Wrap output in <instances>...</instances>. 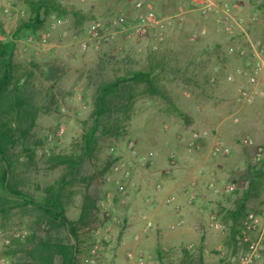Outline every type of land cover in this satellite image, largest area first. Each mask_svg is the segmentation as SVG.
Returning <instances> with one entry per match:
<instances>
[{"label":"rangeland","instance_id":"1","mask_svg":"<svg viewBox=\"0 0 264 264\" xmlns=\"http://www.w3.org/2000/svg\"><path fill=\"white\" fill-rule=\"evenodd\" d=\"M4 1L9 13L0 11V40L15 42L11 87L18 82L36 113L33 129L11 150L14 180L19 190L35 199L62 186L65 216L72 222L78 220L85 196L94 202L88 223L79 228L76 264H91L95 245L102 248L96 264H137L139 255L145 264H221L219 256L232 258L243 218L231 217L230 208L244 192L251 204H262L264 199V105H260L264 95L242 104L239 81H225V75L240 64L227 48L232 43L244 46L246 38L226 34L216 14L201 17L188 0H50L48 13L42 10L40 28L14 37L17 27L31 18V5L28 0ZM235 1L249 37L264 38V0ZM136 2L171 23L164 42H156L154 36L133 41L123 34L99 48L88 42L86 31L92 23L109 25L121 14L135 17ZM200 29L206 34L190 42L189 35ZM135 71H152L158 93L146 84H129L111 95L99 119L96 142L84 154L82 136L95 123L100 89ZM212 77L215 83L210 82ZM262 79L259 88L264 91ZM61 127L64 133L58 135ZM194 132L201 135V149L190 154L187 144ZM216 143L229 147L230 154L213 155ZM27 147L34 150L31 157ZM257 153L260 162L253 164ZM82 155L75 169L50 159L77 160ZM116 163H124L125 169L112 172ZM230 182L237 184L230 194L215 193L211 186ZM154 192L160 195L154 204L172 216L177 210H199L201 218L182 216L180 226L173 217L158 223L144 208L136 210L137 216L145 213L151 227L140 217L132 230L122 219L127 208L145 204L143 198H152ZM193 192V202L188 203ZM203 196L209 202L201 208ZM167 198L173 202L167 203ZM212 216L222 229L207 226ZM169 224L176 226L171 229ZM0 230L4 235L0 264H30L26 251L32 236L34 244L46 237L67 241L65 229L49 231L38 224L31 207L0 214ZM16 231L26 232V237L13 239ZM202 254L219 261L203 263ZM55 263H60L59 257Z\"/></svg>","mask_w":264,"mask_h":264},{"label":"trees","instance_id":"2","mask_svg":"<svg viewBox=\"0 0 264 264\" xmlns=\"http://www.w3.org/2000/svg\"><path fill=\"white\" fill-rule=\"evenodd\" d=\"M50 0H37L28 2L31 5V18L22 23L14 32L17 37L23 31L35 33L43 24L42 10L48 13L47 7ZM14 38L0 40V214H7L8 211L19 208L31 207L37 213L38 224H44L49 231L65 229L67 241L46 237L34 244V236L29 238L31 247L27 249L30 264H56L57 257L59 264H76L78 251L79 228L88 223L91 210L94 209V202L89 197L84 198L80 209V215L76 222L68 220L65 216L63 201V187L47 190L42 199H35L18 189L14 180V159L11 150L15 147L21 137H25L33 129L36 113L32 105L22 96V87L18 82L11 87L12 81V55L14 51ZM146 84L147 89L158 93L154 83L152 71H135L128 76L117 77L100 89L97 96V112L95 123L92 128L83 134L82 142L85 147L84 154L91 152L96 142V131L100 124V116L106 112L108 98L121 92L126 85ZM30 157L34 153L31 147L26 148ZM84 155L76 158L67 156L51 157L56 165H68L75 169L80 164ZM248 194L245 195L247 201Z\"/></svg>","mask_w":264,"mask_h":264},{"label":"built area","instance_id":"3","mask_svg":"<svg viewBox=\"0 0 264 264\" xmlns=\"http://www.w3.org/2000/svg\"><path fill=\"white\" fill-rule=\"evenodd\" d=\"M71 0H61V2H70ZM191 9L201 17H207L211 14L218 16V24L226 34H240L246 38L243 45L230 44L227 53L239 59L240 64L234 70L225 75L227 83L238 82V101L240 103H252L257 97L264 95V91L259 88L261 79L264 77V38L251 39L247 32L245 20L240 16V5L235 0H188ZM135 9L139 13L135 17H128L124 14L117 16L112 24L101 25L92 23L86 31V38L89 43H93L95 48L112 42L117 34H123L128 40L140 41L143 38L154 36V40L158 43L164 42L165 32L171 24L168 20L157 15L149 6H145L142 2L135 3ZM0 11L9 13V5L4 0L0 1ZM256 21V15L252 17ZM206 34L205 29H200L189 35V41L194 42L196 39ZM46 38H42L44 42ZM211 83L216 82V77L210 79ZM64 129L59 128L57 134L62 135ZM250 143V142H249ZM201 149V135L194 132L187 144V152L194 153ZM230 148L216 143L212 148V154L215 156L226 157L230 154ZM260 162V154H256L253 164ZM174 164V161H171ZM125 169L124 163H116L111 167V171L119 173ZM129 172H125L128 177ZM194 185V182H193ZM215 193L230 194L237 190V184L234 182L225 183L218 186L211 184ZM157 189H160L157 186ZM194 192L188 197V203H192ZM167 203H172V198H167ZM146 221V227H151V222L143 216ZM175 224L170 228L174 229ZM207 226L213 229H222L215 217L212 216L207 222ZM0 237H4L0 230ZM26 232L16 231L12 238L15 240H23ZM6 245L10 244L9 239L3 238ZM234 255L230 259H222L221 264H258V259L264 253V209L260 213L249 212L241 223L240 229L234 238ZM101 246L95 245L91 251V264H96V253L101 250ZM129 258H133L132 254H128ZM137 264H145L141 255L137 258Z\"/></svg>","mask_w":264,"mask_h":264},{"label":"crops","instance_id":"4","mask_svg":"<svg viewBox=\"0 0 264 264\" xmlns=\"http://www.w3.org/2000/svg\"><path fill=\"white\" fill-rule=\"evenodd\" d=\"M244 14V13H243ZM245 15V14H244ZM243 15V16H244ZM262 86H264V77L262 79ZM264 105V101L262 100V102H260V105ZM214 111V110H213ZM218 113V112H217ZM247 194V192H244L243 193V196L241 198V201L236 205L235 208H230L231 212H230V216L233 217L234 219L238 218V217H242V221L244 220V218L247 216V214L249 212H256V213H260L263 209H264V199L262 198L261 201H262V204H259V203H256V204H251L249 203V201L247 200L246 202H243L245 200V195ZM136 195H134L133 199H135ZM160 195L158 194V192H154V196H152V198H149L148 196L144 197L143 198V201L145 202V204H140L139 207H132L131 208V205L127 208V211L125 212V214L123 215V222H128L130 224V228L132 230L136 229L137 225H138V219L141 217V219L143 218V216L146 217V214L145 213H141L138 215V212H136V210L138 211L139 209H144L146 208L145 210L147 212H150L151 213V216L152 218H154V220L158 223H161V222H164L168 219H174V221L176 222V225L180 226L183 224V219H182V216L184 217H193L194 220H197V219H200L201 218V212L199 210L197 211H194V212H179V210L173 212V216H172V213H168L165 208L159 204L158 206H156V203L154 204L155 201H157L158 199H160L159 197ZM206 197V196H205ZM204 196L202 198H200V202H202L201 204V208L205 205H208V199L205 198ZM199 199V198H198ZM248 199V198H247ZM177 206V208L179 207V205L175 204ZM179 209V208H178ZM219 209L221 210L222 208L219 207ZM202 211V209H201ZM191 213V214H190ZM192 215V216H190ZM147 218V217H146ZM172 219V220H173ZM143 220V219H142ZM146 222V221H145ZM143 221V223H145ZM242 223V222H241ZM241 223H240V226H241ZM172 225V224H169V226ZM240 226L238 228H240ZM239 231V229H238ZM212 243V242H210ZM221 248V245L217 246V249ZM189 252V251H188ZM190 253V252H189ZM202 259L201 257H199V259L203 260V263H216L218 258L216 257L215 259H212V258H207L206 255L202 254ZM220 257V256H219ZM258 264H264V253L260 255L259 259H258Z\"/></svg>","mask_w":264,"mask_h":264}]
</instances>
